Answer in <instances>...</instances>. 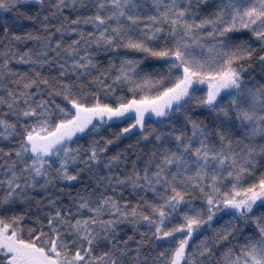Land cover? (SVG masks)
I'll return each mask as SVG.
<instances>
[{
	"label": "snow or ice",
	"instance_id": "snow-or-ice-1",
	"mask_svg": "<svg viewBox=\"0 0 264 264\" xmlns=\"http://www.w3.org/2000/svg\"><path fill=\"white\" fill-rule=\"evenodd\" d=\"M0 264H264V0H0Z\"/></svg>",
	"mask_w": 264,
	"mask_h": 264
}]
</instances>
